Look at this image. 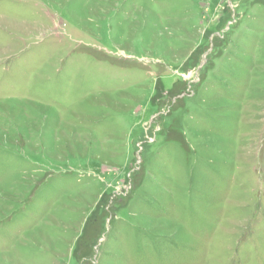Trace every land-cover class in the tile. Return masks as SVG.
<instances>
[{
  "label": "rangeland",
  "instance_id": "1",
  "mask_svg": "<svg viewBox=\"0 0 264 264\" xmlns=\"http://www.w3.org/2000/svg\"><path fill=\"white\" fill-rule=\"evenodd\" d=\"M0 264H264V0H0Z\"/></svg>",
  "mask_w": 264,
  "mask_h": 264
}]
</instances>
